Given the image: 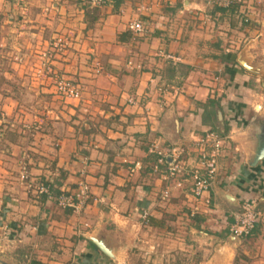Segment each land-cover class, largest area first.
<instances>
[{
    "label": "crops",
    "instance_id": "0c3cea01",
    "mask_svg": "<svg viewBox=\"0 0 264 264\" xmlns=\"http://www.w3.org/2000/svg\"><path fill=\"white\" fill-rule=\"evenodd\" d=\"M86 6L0 0L9 49L18 56L45 51L46 31L53 40L69 38L72 48L53 66L82 87L80 100L60 99L47 79L26 77L28 60L1 74L36 95L29 109L14 97L0 101L12 123L0 139V232L9 237L0 264H264V79L256 74L264 0L242 9L208 0H107L93 24ZM32 7L42 11L32 16ZM134 22L144 31L133 32ZM30 35L41 40L31 44ZM214 100L219 107L208 105ZM16 119L45 129L28 142L15 132ZM208 131L229 141L210 192L196 200L187 186L162 199L157 153L184 149L194 164L195 143ZM25 163L33 179L53 183L55 195L85 180L87 207L75 214L36 199L21 179ZM245 202L258 204L261 221L238 239L230 229Z\"/></svg>",
    "mask_w": 264,
    "mask_h": 264
},
{
    "label": "built area",
    "instance_id": "2783aa9c",
    "mask_svg": "<svg viewBox=\"0 0 264 264\" xmlns=\"http://www.w3.org/2000/svg\"><path fill=\"white\" fill-rule=\"evenodd\" d=\"M90 8L102 7L107 0H84ZM262 0H208V4L218 9H230L238 7L242 9L248 5L260 4ZM143 6L141 10H146ZM130 29L135 33L144 31L141 22H134ZM73 42L69 38H56L50 45V50L43 53L45 58L37 65V75L46 78L53 89V94L63 100H80L82 87L65 75L60 74L54 69L52 63V53L54 55H64L72 48ZM103 68L100 63L95 64V74L99 75ZM258 112L261 106H258ZM229 147L228 138L214 131H208L195 143L196 158L194 164H189L187 152L184 149L173 148L166 153L158 152L159 160L154 167L155 173L159 172L160 167H164V181L166 188L162 192V199L168 200L175 191H184L190 187L192 196L196 200L203 199L205 194L217 181L219 175V160L224 151ZM139 166V164H138ZM21 175L22 182L29 192L36 199L45 197L54 200L59 208L71 210L75 214H80L87 207L91 199V189L85 180L77 184L76 189L64 191L59 195L54 194V186L50 181H36L33 179L24 166ZM82 175L84 173L82 172ZM209 198L205 200L206 205H210ZM146 219V217H145ZM261 221V213L258 204L255 202H245L241 205L239 212L235 216V223L230 229L231 236L241 239L250 236L258 227ZM7 230L0 232V248L8 242Z\"/></svg>",
    "mask_w": 264,
    "mask_h": 264
},
{
    "label": "rangeland",
    "instance_id": "374dc122",
    "mask_svg": "<svg viewBox=\"0 0 264 264\" xmlns=\"http://www.w3.org/2000/svg\"><path fill=\"white\" fill-rule=\"evenodd\" d=\"M42 11L41 7L40 9L38 7H32L31 8V15L32 16H36L37 13L39 14L40 12L38 11ZM7 27V26H6ZM6 27H4L3 29H1L0 27V101L2 100V97H14V99H19V106L22 107H26V108H30L32 105H35V98L34 95H36L35 92L29 90L28 88L31 87H24L21 84H16L14 86H10L8 82H10V80H8L7 78L3 77L1 74L5 73L6 69L8 70L11 67V63L12 62H19L22 63L24 65V62L26 60H28L29 64H27V67L31 68L32 70L28 71L30 72V75L26 74V77H28L29 79H32L34 81H36V79H39L41 77H39L37 75V66L41 61H43L45 58L43 57V53L44 52H48L50 50V45L54 42L53 38L51 39L49 31L45 32V38L48 39L49 41V47H47V49L45 51H40L38 52L37 50L33 51L32 54H28L27 56H25L26 54H22V56H18L15 55V49H9V47L7 46V38H8V30L6 29ZM27 31H30V33H33L32 31H37V29H33L32 27H30V29H28ZM37 33V32H36ZM41 40V39H40ZM39 39H37L36 37H34L33 35H30L29 39L27 42L36 45L39 41ZM42 46V44H41ZM11 52V54L9 52ZM16 52H20L17 51ZM22 53H25L24 51H22ZM58 56V55H54V53H52V63L54 58ZM258 62L259 65H256L258 67H260L261 71L256 72V74H258L259 76H261L264 79V53H262V50L260 51V55L258 60L256 61ZM21 64V65H22ZM55 69V68H54ZM35 74V76H34ZM37 77V78H36ZM46 79V78H45ZM21 80V79H19ZM23 80V79H22ZM19 82V81H17ZM33 88V87H32ZM262 93L264 94V88L261 87ZM29 95V96H28ZM32 110V109H31ZM3 114V115H2ZM10 119L8 117H6V115L4 113H0V139L1 135L3 134L4 131L3 128L4 126L6 127L8 124H12L10 121ZM12 121V120H11ZM21 119H16V126L14 127L16 129V133L18 130H20V132L24 135V138H26V140L29 141H35V137L37 138L39 136V134H42L43 130L45 129L44 125H40L38 122H30V120H22L23 122H20ZM42 127V128H41ZM14 129V130H15ZM9 131V130H7ZM5 131L4 134L7 132ZM13 134V139L15 138V136H19ZM3 141H0V145ZM29 156V155H27ZM26 166L27 170H28V165L22 164L21 166V175L23 172V167Z\"/></svg>",
    "mask_w": 264,
    "mask_h": 264
},
{
    "label": "trees",
    "instance_id": "16d2710c",
    "mask_svg": "<svg viewBox=\"0 0 264 264\" xmlns=\"http://www.w3.org/2000/svg\"><path fill=\"white\" fill-rule=\"evenodd\" d=\"M86 5L87 6L84 7L86 22L88 24H93L98 19V16H99L98 11L99 10L97 8H90L87 3H86ZM232 8H238V7H232ZM208 105H212V106L217 105L219 107V102L217 100L209 101ZM226 132H227V129H226ZM42 198H45V197H42ZM245 238H247V237H245Z\"/></svg>",
    "mask_w": 264,
    "mask_h": 264
},
{
    "label": "water",
    "instance_id": "95a60500",
    "mask_svg": "<svg viewBox=\"0 0 264 264\" xmlns=\"http://www.w3.org/2000/svg\"><path fill=\"white\" fill-rule=\"evenodd\" d=\"M240 63H241V65L244 67V68H246V69H251V67H249V65H248V63L244 60V59H242L241 61H240ZM264 158V151L259 155V157H258V160H260V159H263ZM96 244H97V246L103 251V252H105L110 258H113L112 257V254L109 252H106V251H104L99 245H98V243H97V241L95 242Z\"/></svg>",
    "mask_w": 264,
    "mask_h": 264
}]
</instances>
